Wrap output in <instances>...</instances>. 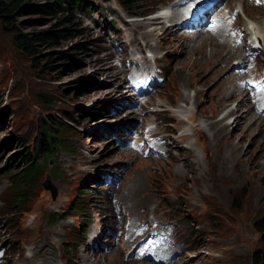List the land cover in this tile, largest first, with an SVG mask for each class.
Masks as SVG:
<instances>
[{
	"label": "rangeland",
	"instance_id": "1",
	"mask_svg": "<svg viewBox=\"0 0 264 264\" xmlns=\"http://www.w3.org/2000/svg\"><path fill=\"white\" fill-rule=\"evenodd\" d=\"M178 1L143 0L136 10L139 17H130L118 7V0H88L90 11L78 12L81 33L61 39L53 47L40 45L36 55L17 48L14 36L0 24V150L4 147L0 154V247L5 249L4 264H25L19 259L23 255L30 256L37 239L41 238L44 243L54 242L56 255L67 264H78L76 261L86 246L99 242V249L90 255L91 264H155L146 262L147 258L145 262L134 260L135 244L140 240L144 243L142 237L145 236L140 229L136 231L137 237L130 238V233H134L128 229L131 222L137 224L132 221L135 217L139 222L147 220L149 225L155 219L156 227L172 226L175 233L172 238L177 244L172 253L176 256L169 264H264V239L255 227L264 219V155L260 157L264 154V124L260 123L262 120L259 123L249 118L242 120L243 113H229L232 109L245 111L249 103L244 106L240 100H229L226 103L229 105H220V98L217 94L214 96L213 91L218 90L221 83L215 87L207 81H215L208 72L214 64L213 68H218V53L209 54V46L208 52L196 50L202 46L199 36L203 31L198 28L199 32L174 30L164 19L148 26L145 20L157 17L167 3L173 6ZM215 1L216 7H221L230 0ZM206 2L207 14L211 13L209 17L214 22L212 13L217 8L210 9L209 0ZM234 4L237 5L235 19L231 17L229 23L252 30L255 21L251 19L252 13L241 11L239 0H234ZM260 10L252 11L260 14ZM187 18L183 19L186 24L191 22H186ZM57 21L55 17L29 12L20 18V28L24 34L46 31ZM131 21L140 22V29L147 31L149 44L143 38L140 39L142 46L132 43V39L138 38L131 37L134 27L128 23ZM118 28L123 31L118 32ZM154 30L159 37L151 33ZM248 39L251 41L248 49L255 52L251 59L257 58L256 72L261 74L264 72V43L252 40L251 36ZM255 43L261 45L259 49ZM196 44L199 46L195 50L182 53L184 46L191 48ZM170 60L173 68L169 67ZM131 62L148 70L159 68L165 77L143 114L141 105L140 109L125 110L132 103L130 97L137 101L127 89L131 74L136 72L129 66ZM237 63L234 59L227 71L232 68L235 71ZM251 64L252 69L255 65ZM158 104H163L167 115L174 118L172 122L154 115ZM200 113L204 117H200ZM149 115L150 121H145ZM193 115L199 116L195 123L189 121ZM50 121L69 125L64 134H58L65 149L59 150L50 165L44 167L35 184L26 191L23 202L16 205V195L10 190L12 165L9 162L24 145L33 151ZM208 123L212 125L211 130L214 124L219 128L213 133L208 128L204 139L197 142L192 135L194 127L200 125L203 129ZM166 125L177 127L176 137L190 135L184 144L192 147L191 154L196 156L191 170L186 171L181 162L169 165L173 142L167 138ZM151 129L155 136L163 139L159 142V145L164 144L162 153L169 155L155 159L151 153L148 157L144 153L151 143L148 132ZM119 134L127 145L135 136L141 145L145 140L144 151L119 146L116 142ZM236 151L237 159L233 158ZM172 153L178 154L176 150ZM48 177L58 192L55 200L44 188ZM141 183H145L147 189L143 185L139 189ZM148 194L152 195L149 198H155L151 207V202L146 201ZM128 198L130 202H126ZM185 198L194 203L187 213L179 208ZM114 201L120 204V215ZM117 222L123 224L122 228L117 227ZM117 235L122 236V241ZM114 238L131 245L124 255L119 245L112 243ZM147 243L142 244L145 250ZM52 258L51 255L48 260ZM41 259L38 255L29 264H40Z\"/></svg>",
	"mask_w": 264,
	"mask_h": 264
},
{
	"label": "bare ground",
	"instance_id": "2",
	"mask_svg": "<svg viewBox=\"0 0 264 264\" xmlns=\"http://www.w3.org/2000/svg\"><path fill=\"white\" fill-rule=\"evenodd\" d=\"M237 1V0H236ZM240 1V9L241 11H248V12H251L252 14V18L254 21V27L253 29L251 30H246V29H242L241 27H237L236 25H231L228 20L231 18V17H234L236 15V11H235V5L234 4V0H230L225 6H221V7H216V4L215 0H209V8L211 9L213 7L212 10H214L215 8H217V11H215L214 13H212V15H214V22H212L216 29L214 31H211V30H207L208 29V26H205L203 28H198L200 29L201 31L204 32V34L200 35L199 38H202V40L200 41L201 43L199 45L202 44V46H200L198 49H196L199 45H194L192 46L191 48L187 47V46H184L183 49H182V53L184 51H187V50H190L193 51V50H199L201 49L200 51H207V46L210 47V51L208 52L209 54L210 53H218L217 54V61L219 62V65H218V68H213V65L211 67V70L210 72L208 73H212V74H209L208 76H210V78H214L215 81L213 82H210V81H207V83L209 84H215L217 87L220 84V87H218V90H215L213 91L214 92V96L215 94H217L218 98H220V105H224L227 103V101L229 100H240L239 103H242L244 104V106L249 103V107H245L246 110L245 111H241L240 109V112H239V109L237 110H234L232 109L231 112V115L233 114H238V113H243L241 115V119L244 120V119H247L249 118L251 121H255V122H258L261 121L260 123H263L264 124V72L263 73H258L256 72V70L258 69L257 66L259 65L258 62H257V56L255 57L256 59H251V52L250 50L248 49V47L250 46V43L251 41H248L250 39H248L250 36H251V39L252 40H257L259 41V43L261 44V42L264 43V8H262V10H260L261 7H264V0H239ZM192 2H198L199 4L195 7V8H191V7H188V9H186L185 7L187 5H190ZM211 4V6H210ZM237 4V2H236ZM239 4V3H238ZM251 4V5H249ZM96 6V5H95ZM175 6V10H174V13L173 15L166 19L163 15H158L157 17L155 18H150V19H147L145 21H147V24L148 26L150 27V25H155L156 21L158 19H166L168 20V22H171V27L172 29H176L178 28V30H184L183 28L186 27V26H189V25H192L194 24L195 22H198L199 24H202L208 17L209 15L211 14H207V2L206 0H179L176 4H174ZM258 7V8H257ZM259 11L260 10V14H255L253 13V11ZM238 13V12H237ZM256 13H259V12H256ZM246 15V14H245ZM248 16V15H247ZM185 17H191L192 20L191 22L189 23H185L184 22V18ZM248 18V17H247ZM233 19V18H232ZM235 19V17H234ZM246 21V20H245ZM247 22H248V19H247ZM246 22V23H247ZM252 22V21H251ZM128 23H131V25H133V30L131 33V37H137L138 39H132V43H134L136 46H142L140 45V39L143 38L147 44H149V40H148V34H147V31H145L144 29H140V25L139 23L140 22H128ZM146 25V24H145ZM244 25H246L244 23ZM139 26V28H138ZM244 27V26H243ZM251 27V26H249ZM246 28V27H245ZM252 28V27H251ZM121 28L119 29L118 28V32L121 33ZM123 31V30H122ZM131 31V30H129ZM150 31V30H149ZM202 32V33H203ZM151 33H153L154 35L158 36V34H156V30L152 31ZM181 33V32H180ZM179 33V34H180ZM187 33V31H186ZM122 35V34H121ZM120 35V36H121ZM186 35V34H185ZM180 36V35H179ZM159 37V36H158ZM161 39V38H160ZM192 40V39H191ZM189 40V41H191ZM198 40V39H197ZM210 40V41H209ZM180 41V40H179ZM188 41V43H189ZM208 41V42H207ZM215 41V42H214ZM235 41H236V44H235ZM194 42V41H193ZM253 42V41H252ZM165 43V42H164ZM196 43V42H195ZM159 44V42L157 43ZM163 44V43H162ZM161 44V46H162ZM190 44V43H189ZM193 44V43H192ZM147 46V45H146ZM149 46V45H148ZM190 46V45H189ZM155 48V47H154ZM156 50H159V48L157 47ZM241 50H245L243 53L241 52ZM161 51V50H160ZM259 52V51H258ZM177 53V52H176ZM179 53V52H178ZM177 53V54H178ZM181 53V52H180ZM264 53V52H263ZM144 54V53H143ZM170 55V54H169ZM212 55V54H211ZM142 56V55H141ZM221 56H223V58H221ZM146 57V56H145ZM260 58V57H259ZM147 58H145V62L147 63L148 60H146ZM234 59H237L238 63L237 65L234 66V68H236L235 71H233V68L230 69L229 71H227L228 67L232 64V61ZM141 59H139L140 61ZM160 60V59H159ZM165 60V59H164ZM263 60V59H261ZM139 61L137 62L139 64ZM142 61V60H141ZM215 61V60H214ZM260 61V60H259ZM167 62V61H165ZM142 63V62H141ZM150 63V62H149ZM169 63V67H172L173 68V61L170 60V62L168 61ZM175 63V62H174ZM251 63H254V67L251 69L250 67V64ZM213 64V63H212ZM140 65V64H139ZM144 65V63H143ZM148 65V64H147ZM167 65V64H166ZM252 65V64H251ZM146 66V65H145ZM253 66V65H252ZM163 67V66H162ZM262 67V65H261ZM164 69V68H162ZM166 70V69H165ZM233 71V73L230 75V72ZM259 71V70H258ZM164 72V71H163ZM167 72V71H166ZM169 72V71H168ZM164 74V73H163ZM162 74V75H163ZM168 75V74H167ZM219 77V78H218ZM165 78V77H164ZM218 78V79H217ZM251 78H253V80L255 79V81H251ZM238 83V85H237ZM242 90H241V89ZM156 94V93H155ZM153 94V95H155ZM152 95V96H153ZM151 96V97H152ZM213 96V97H214ZM155 97V96H154ZM151 99V98H150ZM150 101V100H149ZM147 101L146 103H144L143 105H141V112L143 114V112L146 110V104L149 102ZM217 102V101H216ZM216 104V103H215ZM198 105V104H197ZM226 105H229V104H226ZM158 109L155 111L154 115L156 117H158V119L163 118L164 120L168 121L169 123L172 122V120L174 118H171L167 115L166 111H165V108L163 106V104H158ZM187 111H190L191 109L190 108H185ZM243 110V109H242ZM150 111V110H149ZM180 111V110H179ZM135 112V111H134ZM201 114V113H200ZM230 115V116H231ZM250 115V117H249ZM143 116V115H142ZM204 115L201 114L200 117ZM199 118V116H195L193 115L191 117V119H189L190 122H194L196 121L197 119ZM151 119V115H149L148 117L145 118V121H150ZM247 121V120H246ZM254 122V123H255ZM168 123V124H169ZM195 123V122H194ZM257 123V124H258ZM165 124V123H164ZM198 124V123H197ZM241 124V123H240ZM216 125L218 124H214V129L211 130L212 128V125L211 124H207V125H204L203 126V129L201 128L200 125H194V130H193V136L196 137L197 139V142L199 140H202L204 139V136L206 133L207 130L210 129V131L213 133L215 132V129H218L219 127H216ZM159 126V125H158ZM188 126V125H186ZM260 127V126H258ZM162 128V127H161ZM165 128L169 131V134L167 136L168 139H170L172 142H173V146H172V150L170 148V151L174 152V150H176L178 152V154L174 155V153H170V154H173L170 155L171 158V161L169 163V165H174L176 166L178 163H182L183 165V168L187 170H191V165L192 164V161L194 160V158L196 157L195 155L193 156V154H191V152H193V148L192 147H189V145H185V141L189 138V134H184L180 137H176V132H177V127H175L174 125L171 126V125H166ZM205 128V130H204ZM209 128V129H208ZM157 129V128H156ZM159 129V128H158ZM255 129V128H254ZM155 130V128H154ZM150 133L149 136H152L155 134V132H152V129L150 131H148ZM160 132V130H159ZM164 132V131H163ZM162 132V133H163ZM221 132V131H220ZM148 133V134H149ZM165 133V132H164ZM223 133V132H222ZM227 133V132H226ZM160 135V134H159ZM178 135V134H177ZM216 137V135H215ZM222 137V136H221ZM241 140H243V138H241ZM153 142V141H152ZM163 142V141H162ZM167 142V141H166ZM164 142V143H166ZM145 143V140L144 142H142V146L144 145ZM147 143V142H146ZM161 143V141H160ZM163 144V143H162ZM147 145V144H146ZM164 145V144H163ZM163 145H156L155 143H153V146H150L149 144L146 146L145 149L150 150V153H151V156H153L155 159L158 158V156H163L165 154H168V153H162V151L164 150V146ZM237 146V145H236ZM236 146L234 145V147L236 148ZM238 148V147H237ZM156 149V150H155ZM232 152H235V151H232ZM237 152V151H236ZM261 153H263V150H260ZM196 153V152H195ZM194 153V154H195ZM249 152H247L246 154H244L245 156L248 154ZM169 155V154H168ZM264 154H261L260 157H262ZM150 156V155H149ZM244 156V157H245ZM148 157V155H147ZM152 157V158H153ZM165 157V156H164ZM169 157V156H168ZM194 157V158H193ZM233 157V156H232ZM239 155H238V152L236 155H234L233 158H238ZM145 158V157H144ZM161 159V158H160ZM208 159V158H207ZM235 159V160H236ZM242 159V158H240ZM150 160V159H148ZM164 160V159H163ZM152 161V160H151ZM154 161V160H153ZM162 161V160H159V162ZM164 162V161H163ZM167 160H165V164H166ZM225 162V160H224ZM244 164H242L243 166ZM240 166V167H239ZM237 167V166H236ZM238 167L241 168V164L240 162H238ZM251 169V168H250ZM252 170V169H251ZM179 171H185L183 169H179ZM185 171V172H186ZM241 171H244L243 168L241 169ZM195 172V170H194ZM198 171L196 170V175H197ZM195 174V173H194ZM246 174V173H245ZM136 181V180H135ZM135 184V183H134ZM139 184V183H138ZM138 184H135V185H138ZM143 185V188L145 189L146 188V185L145 183H141V185H139V189L142 187ZM155 186V185H154ZM130 187V186H129ZM152 187V186H151ZM149 188V187H148ZM129 189V188H128ZM135 189V188H134ZM147 189V188H146ZM166 189V188H165ZM130 190V189H129ZM160 190V189H159ZM172 190V189H171ZM138 191V190H137ZM149 191V189H148ZM147 191V192H148ZM158 190L155 188V192H157ZM166 191V190H165ZM170 191V190H169ZM168 191V192H169ZM126 192V191H125ZM128 192V191H127ZM126 192V194H127ZM130 192V191H129ZM167 192V191H166ZM176 192V191H175ZM174 192V194H175ZM179 192V191H178ZM154 194V192H153ZM177 194V192H176ZM118 195V194H117ZM131 195V194H130ZM171 195V194H170ZM124 194L122 195V198H123ZM129 196V195H128ZM152 195L151 194H148V196L146 197V201L147 203L149 204V202H151L150 207L152 205V202L155 201V198L152 197V198H149L151 197ZM155 196V195H154ZM156 196H158V194L156 193ZM185 196V195H184ZM207 197L209 196H212V195H205ZM144 197V196H143ZM182 197V196H181ZM157 198V197H156ZM169 198V197H168ZM178 198V197H177ZM117 199V198H116ZM121 199V198H120ZM181 199V198H178V200ZM123 200V199H122ZM134 200V199H133ZM136 200V199H135ZM177 200V201H178ZM113 201V200H112ZM125 201V200H124ZM129 201V198L126 202ZM137 201V200H136ZM142 201V200H141ZM162 201V200H161ZM171 201V200H169ZM123 202V201H122ZM130 202V201H129ZM132 202V201H131ZM137 202H140V201H137ZM166 202V201H165ZM119 203V202H118ZM124 203V202H123ZM136 203V202H135ZM156 203V202H155ZM161 203V202H160ZM115 204V203H114ZM125 204V203H124ZM127 204H130L131 203H127ZM134 204V203H133ZM142 204V203H141ZM147 205L146 208L149 206ZM155 205V204H154ZM157 205V204H156ZM162 205V204H161ZM165 205V204H164ZM168 205V204H167ZM179 205V204H178ZM123 206V205H122ZM129 206V205H128ZM141 206H144L141 205ZM194 206V203L193 202H190L188 201L186 198L185 199H182L181 201V205L179 206V208H181L183 211H185L186 213L189 212L192 207ZM130 207V206H129ZM128 207V208H129ZM117 208V207H116ZM127 208V207H126ZM145 208V209H146ZM149 208V207H148ZM159 208V207H158ZM157 208V209H158ZM161 208V207H160ZM178 208V207H177ZM134 209V208H133ZM150 209V208H149ZM163 209V208H162ZM152 210V209H151ZM150 210V211H151ZM203 210V209H202ZM118 211V210H117ZM125 212L127 210H124ZM131 211V210H130ZM135 211V210H134ZM146 211V210H145ZM121 210L118 211V214L120 215L121 213ZM1 213V212H0ZM133 213V212H132ZM131 213V214H132ZM143 213V212H142ZM118 214H116L118 216ZM128 214V213H127ZM130 214V215H131ZM145 214V213H143ZM129 215V216H130ZM138 215V214H136ZM153 215V214H152ZM119 217V216H118ZM144 217V215H143ZM173 217V216H172ZM142 218V217H141ZM145 218V217H144ZM132 219V217H131ZM134 219V218H133ZM132 221H137L139 222L136 217H135V220ZM150 219V217H149ZM157 219V218H156ZM171 219V218H170ZM191 219V217H190ZM36 220V219H35ZM155 220V219H154ZM118 221V220H117ZM142 222V221H141ZM152 222V221H151ZM150 222V223H151ZM171 222V221H170ZM130 223V222H129ZM152 224V223H151ZM160 224V223H159ZM169 224V223H168ZM131 228L134 229L136 227V224H132L131 222ZM129 225V226H130ZM153 225V224H152ZM33 226V225H32ZM121 227L123 226V224L121 225L119 222H117V227ZM160 226V225H159ZM21 227V226H20ZM69 227V226H68ZM71 227V226H70ZM116 227V228H117ZM127 227V226H126ZM33 229V227H31ZM72 228V227H71ZM122 228V227H121ZM120 228V229H121ZM68 229V228H67ZM124 229V228H123ZM150 229V227L148 228ZM41 230V229H40ZM70 230V229H69ZM126 230V229H125ZM130 230V227L129 229ZM161 230V229H160ZM25 231V230H24ZM34 231V230H33ZM39 231V230H38ZM124 231V230H123ZM8 232V231H7ZM27 232V231H25ZM29 232V231H28ZM44 232V231H43ZM33 233V232H32ZM38 233V232H37ZM42 233V232H41ZM119 233V232H118ZM130 233V232H128ZM127 233V234H128ZM137 233V232H136ZM180 233V232H178ZM10 234V233H9ZM71 234V233H70ZM138 234V233H137ZM149 235H152L153 233L151 232H148ZM173 234V233H172ZM1 235V234H0ZM39 235V234H38ZM178 235V234H177ZM9 236V235H7ZM47 236V235H46ZM130 238H134V234L132 235V233H130ZM37 237V236H36ZM40 237V236H39ZM44 237V236H43ZM117 237H119V240L122 241V236L120 235H117ZM137 237V236H136ZM31 238V237H30ZM46 238V237H45ZM86 238V237H85ZM143 238V237H142ZM13 239V238H12ZM93 239V238H92ZM126 239V238H125ZM155 239V238H154ZM153 239V240H154ZM176 239V238H175ZM35 240V239H34ZM33 240V241H34ZM118 240V241H119ZM132 240V239H131ZM140 240V239H139ZM177 240V239H176ZM183 240V239H182ZM44 240L41 239H37L36 241V246L35 248L33 249L32 251V254L30 256H22V258H20L19 260L21 261H24L25 264H29L30 262H33V260L36 259V257L38 255H41V260H40V264H67V262H63L55 253V248H56V244L54 242H46L44 243L43 242ZM113 242L112 243H117L120 247V250H121V254L124 255V252L127 250V247L131 246L130 244L126 243L127 245H125L124 243H121V242H118L117 240H112ZM141 241V240H140ZM28 242V241H27ZM92 242V240H91ZM156 242V241H155ZM4 243V242H3ZM8 243V241H7ZM12 243V242H11ZM19 241H17V245H19ZM43 243V244H42ZM100 243V242H99ZM99 243H93V244H90L88 245V247L86 246V249L84 250L82 256H79L80 259H77L76 263L78 264H91V259L92 257L90 255H94L95 252L99 249ZM111 243V241H110ZM145 243V242H144ZM143 243V244H144ZM27 244V243H26ZM177 244V243H176ZM11 245V244H10ZM134 245V244H133ZM137 245V244H136ZM105 246V245H104ZM60 247V246H59ZM143 247V246H142ZM171 248V246H169ZM116 249L118 247H115ZM186 248V247H185ZM62 248H60L61 250ZM126 249V250H125ZM129 249V248H128ZM145 249V248H144ZM147 249V248H146ZM178 249V248H177ZM176 249V250H177ZM182 251V250H181ZM16 252V251H15ZM127 253V252H126ZM185 253V252H184ZM65 254V253H64ZM79 255V253H77ZM53 256L52 260H48L50 258V256ZM62 255V254H61ZM76 255V254H75ZM77 255V256H78ZM127 255V254H126ZM183 255V254H182ZM14 256V255H13ZM16 256V255H15ZM99 256V253H96V257ZM20 257V256H19ZM144 258L146 257H143L142 255H139L137 254V250H136V253H135V256H134V260H140V261H144ZM186 258V257H185ZM67 260V259H66ZM181 260V259H180ZM192 260V259H191ZM189 260V261H191ZM146 262H152V261H146ZM71 263V262H70ZM182 263V262H181ZM72 264V263H71ZM156 264V263H155Z\"/></svg>",
	"mask_w": 264,
	"mask_h": 264
},
{
	"label": "trees",
	"instance_id": "3",
	"mask_svg": "<svg viewBox=\"0 0 264 264\" xmlns=\"http://www.w3.org/2000/svg\"><path fill=\"white\" fill-rule=\"evenodd\" d=\"M142 1L118 0L117 5L130 17H139L136 10L138 3ZM81 10L90 11L88 0H0V24L14 36V44L17 48L30 55H36L37 47L40 45L53 47L61 39L73 38L80 34L82 24L78 12ZM29 12L55 17L58 21L50 30L24 34L21 32L20 18ZM68 127L69 125L64 122L50 121L43 128L41 138L35 143L33 151L24 145L22 150L15 153L16 155L9 162V165H12L9 178L10 190L16 195L14 202L16 205L23 202L26 191L35 184L44 167L50 165L59 150L65 149L60 136ZM3 150L4 147L0 150V154ZM255 227L264 239V219L257 222Z\"/></svg>",
	"mask_w": 264,
	"mask_h": 264
},
{
	"label": "water",
	"instance_id": "4",
	"mask_svg": "<svg viewBox=\"0 0 264 264\" xmlns=\"http://www.w3.org/2000/svg\"><path fill=\"white\" fill-rule=\"evenodd\" d=\"M126 110H128V109H126ZM44 188L51 192L52 198H53V200H55L57 195H58V192H57V189L52 185L50 177H48V179L44 183Z\"/></svg>",
	"mask_w": 264,
	"mask_h": 264
}]
</instances>
